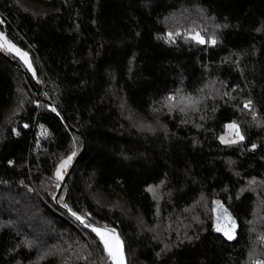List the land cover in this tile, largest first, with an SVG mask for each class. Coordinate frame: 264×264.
<instances>
[{
  "label": "trees",
  "instance_id": "obj_1",
  "mask_svg": "<svg viewBox=\"0 0 264 264\" xmlns=\"http://www.w3.org/2000/svg\"><path fill=\"white\" fill-rule=\"evenodd\" d=\"M0 21L34 70L0 48V264H111L92 227L127 264L264 262V0H0Z\"/></svg>",
  "mask_w": 264,
  "mask_h": 264
},
{
  "label": "snow or ice",
  "instance_id": "obj_2",
  "mask_svg": "<svg viewBox=\"0 0 264 264\" xmlns=\"http://www.w3.org/2000/svg\"><path fill=\"white\" fill-rule=\"evenodd\" d=\"M0 23H3V21H0ZM177 35H182L180 33H173L171 31L166 33V41L169 43H175V38ZM188 39L194 40L198 44H206L211 43L212 45L216 44L215 38H209L205 39V36L202 35L200 32H194L193 34L189 35ZM7 48L8 51L14 52L17 56H19L24 63L28 66L29 69H32V62L29 59V55L27 52H23L19 48H17L14 44H12L10 41H7L5 37H3L2 34H0V48ZM34 72V70H33ZM168 99L174 100L175 97H169ZM244 108L251 109L252 103L251 101H248L244 104ZM55 111V109H53ZM183 111V109H181ZM27 127V125H25ZM229 131L234 134L235 138L229 139L225 136H221L220 140L222 143L225 144H235L242 142L244 140V136L241 134L239 130V125L235 122L230 123L226 126ZM44 134L43 132L41 133ZM253 148L256 146L253 145ZM72 156H75V152H73ZM72 156H69L66 160L62 161L59 165V168L56 171V178L58 180L63 179L64 171L70 164L72 160ZM254 182V181H253ZM149 191H154V189L150 188ZM67 207V205H65ZM220 214L217 216V223L215 230L217 232H221L228 240L235 239V229L237 227L236 222L234 218L230 216V214L227 213L226 209H223L222 206H220ZM74 216H76V213H73ZM78 220L81 221V223H84V218L81 216H76ZM221 220H224L225 223H221ZM91 227V225H89ZM92 231L96 233L97 237L99 238L100 243L103 246V251L107 253V258L111 262V264H127L125 251H124V243L120 239L119 234L115 231V229H110L108 227H92ZM257 264H264L262 261H258Z\"/></svg>",
  "mask_w": 264,
  "mask_h": 264
},
{
  "label": "rangeland",
  "instance_id": "obj_3",
  "mask_svg": "<svg viewBox=\"0 0 264 264\" xmlns=\"http://www.w3.org/2000/svg\"><path fill=\"white\" fill-rule=\"evenodd\" d=\"M0 34H2L3 35V37H5V35L0 31ZM6 38V37H5ZM18 48V47H17ZM5 50H7V48L5 47L4 48ZM9 52H11V51H9ZM11 53H14V52H11ZM27 66V65H26ZM28 67V66H27ZM31 71H33L32 69H30ZM42 133V130H40L39 131V135H42L41 134ZM225 137H227V138H229V139H232V138H235L234 137V134H232L230 131H229V129H228V131H227V133L225 134ZM68 158V157H67ZM66 158V159H67ZM65 158L63 159V160H61V162L62 161H64V160H66ZM61 164V163H60ZM59 164V165H60ZM70 165H72V160H71V162H70V164L68 165V167L66 168V170L64 171V175H63V178L65 177V175L67 174V171H68V168L70 167ZM59 168V167H58Z\"/></svg>",
  "mask_w": 264,
  "mask_h": 264
},
{
  "label": "water",
  "instance_id": "obj_4",
  "mask_svg": "<svg viewBox=\"0 0 264 264\" xmlns=\"http://www.w3.org/2000/svg\"><path fill=\"white\" fill-rule=\"evenodd\" d=\"M73 167H74V165L70 168L69 172L66 174L64 183H66L68 181V179H69V177L73 171Z\"/></svg>",
  "mask_w": 264,
  "mask_h": 264
}]
</instances>
